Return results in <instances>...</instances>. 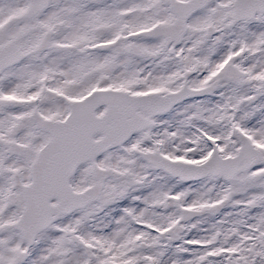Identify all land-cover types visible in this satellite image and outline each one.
Here are the masks:
<instances>
[{"label":"snow or ice","instance_id":"1","mask_svg":"<svg viewBox=\"0 0 264 264\" xmlns=\"http://www.w3.org/2000/svg\"><path fill=\"white\" fill-rule=\"evenodd\" d=\"M0 264H264V0H0Z\"/></svg>","mask_w":264,"mask_h":264}]
</instances>
